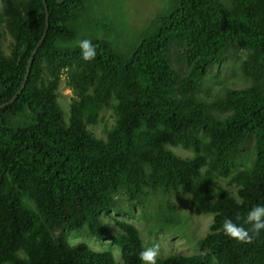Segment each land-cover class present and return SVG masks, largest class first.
Masks as SVG:
<instances>
[{
  "label": "trees",
  "instance_id": "1",
  "mask_svg": "<svg viewBox=\"0 0 264 264\" xmlns=\"http://www.w3.org/2000/svg\"><path fill=\"white\" fill-rule=\"evenodd\" d=\"M0 3L1 105L21 87L47 12L43 0ZM46 3L49 26L26 85L0 107V264H116L112 251L68 239L83 229L118 245L125 264H142L140 229L120 218L110 230L102 214L118 210L120 195L134 206L150 191L213 214L199 243L207 251L157 264H264V230L251 243L222 230L225 218L247 228V212L264 205V0H173L132 43L95 33V21L80 33L85 0ZM83 39L95 60L81 58ZM229 49L247 52L239 65L250 83L206 96V68L214 64L218 78ZM63 77L73 91L68 118L58 102ZM105 109L113 123L97 137L89 126ZM166 208L159 218L173 222Z\"/></svg>",
  "mask_w": 264,
  "mask_h": 264
},
{
  "label": "rangeland",
  "instance_id": "2",
  "mask_svg": "<svg viewBox=\"0 0 264 264\" xmlns=\"http://www.w3.org/2000/svg\"><path fill=\"white\" fill-rule=\"evenodd\" d=\"M172 2L173 0H85L84 9L77 20L78 29L81 33L87 24L95 21V33L105 35L109 31L115 38L123 37L128 39V43H132L149 27L150 22L160 12L170 7ZM101 20L106 21L108 24H104ZM3 31L2 45L4 50L7 51L11 36L6 29ZM227 52L218 78L212 77L211 74V70L215 67L214 64H210L206 68L203 88L204 86L209 87L211 92L206 96L214 95L223 85L230 88H241L250 83L244 75L241 65H239L240 60L246 57L247 52L244 49H229ZM72 96L73 91L66 84L65 77H63L58 91V102L64 110L66 118L69 116ZM201 100L211 104L210 101ZM211 112L216 117H222L215 108L211 107ZM112 114V109H105L99 122L94 126H89V129L97 137H105V131L113 123ZM247 150L248 148L244 150L243 163L247 162ZM176 152L184 157L192 155L191 151L182 148H177ZM239 168H242V165H237V169ZM227 183L228 181L225 179L214 181V185L221 184L226 187ZM231 188L232 191L236 192L234 186H231ZM136 204L132 206L126 196H118V210L102 214L108 228L118 231L115 219L120 218L134 223L140 229L145 248L156 247V258H164L172 254H199L207 251V248L199 243L200 238L209 231L213 214L194 211L189 199L181 194L164 196L160 191H150L144 197L143 202ZM168 204H171L170 216L173 222L159 218L164 211L165 215L168 214L166 208ZM73 232H68V239L72 243L85 242L94 250H110L115 256L116 264H125L121 255V248L118 245H110V242L106 239L89 235L85 229L80 232L87 235Z\"/></svg>",
  "mask_w": 264,
  "mask_h": 264
},
{
  "label": "clouds",
  "instance_id": "3",
  "mask_svg": "<svg viewBox=\"0 0 264 264\" xmlns=\"http://www.w3.org/2000/svg\"><path fill=\"white\" fill-rule=\"evenodd\" d=\"M78 46L81 58L84 61L95 60L97 56L96 46L88 39L79 41ZM236 219L239 220L240 218L237 217ZM243 223L248 225V227L246 228L242 224L234 223L232 219L225 218L222 224V230L226 236L237 242L251 243L252 239L264 230V205L257 204L252 207L247 212ZM156 257L157 249L156 247H151L142 250L138 258L142 264H157Z\"/></svg>",
  "mask_w": 264,
  "mask_h": 264
},
{
  "label": "water",
  "instance_id": "4",
  "mask_svg": "<svg viewBox=\"0 0 264 264\" xmlns=\"http://www.w3.org/2000/svg\"><path fill=\"white\" fill-rule=\"evenodd\" d=\"M44 4H45V7H46V12H47V20H46V28H45V32L43 33L39 43L37 44V46L35 47V49L32 51V54L30 56V59L28 61V65H27V69H26V73L24 75V79H23V82L21 84V87L19 88V90L16 92V94L6 103H3L0 105V107L2 106H5L6 104H9L11 102H13L17 97L18 95L22 92L23 88L25 87L26 85V82L28 80V77H29V74H30V70H31V65H32V61L34 59V55L36 53V51L38 50V47L40 46L41 42L44 40L45 36H46V33H47V30H48V26H49V14H48V6H47V3H46V0H43Z\"/></svg>",
  "mask_w": 264,
  "mask_h": 264
}]
</instances>
